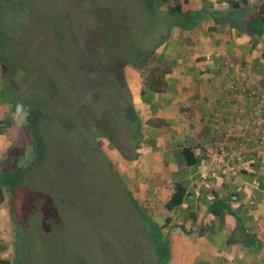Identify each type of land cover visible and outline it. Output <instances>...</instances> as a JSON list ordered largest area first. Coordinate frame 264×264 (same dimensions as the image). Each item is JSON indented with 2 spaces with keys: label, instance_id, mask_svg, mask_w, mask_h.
I'll return each mask as SVG.
<instances>
[{
  "label": "crops",
  "instance_id": "1",
  "mask_svg": "<svg viewBox=\"0 0 264 264\" xmlns=\"http://www.w3.org/2000/svg\"><path fill=\"white\" fill-rule=\"evenodd\" d=\"M156 7L166 19L155 23L156 59L146 74L163 75L162 90L128 66L141 136L130 158L107 139L102 150L161 228L169 264H264V25L256 23L264 0ZM21 114L0 72L1 164L26 135ZM177 192L181 201L169 208ZM13 227L0 204V264H12Z\"/></svg>",
  "mask_w": 264,
  "mask_h": 264
},
{
  "label": "rangeland",
  "instance_id": "2",
  "mask_svg": "<svg viewBox=\"0 0 264 264\" xmlns=\"http://www.w3.org/2000/svg\"><path fill=\"white\" fill-rule=\"evenodd\" d=\"M91 4L88 0H0V72L9 83L25 88L37 65L51 70L55 63L63 66L66 57L77 56L82 41L75 44L70 31L93 21ZM138 19L139 36L142 27L166 17ZM50 70L49 76L54 74ZM21 113L26 124L27 112ZM22 139L19 148L7 155L20 157L23 167L30 166L20 174L18 187L5 193L15 220V256L26 255L28 264H159L147 225L155 222L146 218L130 194L119 162L104 154L93 159L90 169H83L68 162L67 154L56 153L57 148L34 161L27 133ZM66 169L72 170L69 175ZM23 187L27 193L19 194Z\"/></svg>",
  "mask_w": 264,
  "mask_h": 264
},
{
  "label": "trees",
  "instance_id": "3",
  "mask_svg": "<svg viewBox=\"0 0 264 264\" xmlns=\"http://www.w3.org/2000/svg\"><path fill=\"white\" fill-rule=\"evenodd\" d=\"M88 1L92 3L93 21L70 31L75 44L78 39L82 41L78 57H66L63 66H49L56 75L49 76L50 69L37 65L31 84L25 88L14 81L9 83L17 109L27 112L25 130L34 161L41 160L50 148H57L56 153L67 154L68 162L90 169L93 159L105 154L102 139L109 140L125 158H130L141 136V122L128 87L126 68H137L145 74V85L162 90L163 75L146 74L156 59V22L142 27L141 35L137 32L141 27L139 16L144 21L146 17L150 21L158 18L156 0ZM133 11L139 15H131ZM260 16L256 23L263 26L264 11ZM4 165L0 171V204L7 200L6 190L17 188L20 174H26L30 168L20 164V157H6ZM71 171L66 169L68 175ZM25 193L26 188H20L19 194ZM60 199L65 202L63 196ZM180 201L177 192L168 207H176ZM11 213L14 215L13 210ZM147 225L152 230L150 236L159 264H169L171 251L161 228ZM16 257L15 264H28L26 255Z\"/></svg>",
  "mask_w": 264,
  "mask_h": 264
},
{
  "label": "built area",
  "instance_id": "4",
  "mask_svg": "<svg viewBox=\"0 0 264 264\" xmlns=\"http://www.w3.org/2000/svg\"><path fill=\"white\" fill-rule=\"evenodd\" d=\"M259 125H261L262 135H261V143L264 144V120L258 119L257 121Z\"/></svg>",
  "mask_w": 264,
  "mask_h": 264
}]
</instances>
